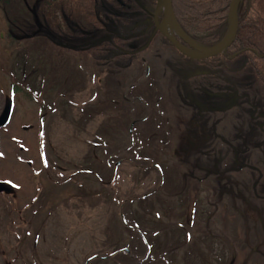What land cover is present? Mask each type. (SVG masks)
<instances>
[{
	"label": "rangeland",
	"instance_id": "rangeland-1",
	"mask_svg": "<svg viewBox=\"0 0 264 264\" xmlns=\"http://www.w3.org/2000/svg\"><path fill=\"white\" fill-rule=\"evenodd\" d=\"M24 2L19 0L20 6H25ZM55 27L47 31L61 43L67 42L64 22L58 21ZM8 29L0 9V114L5 102L12 103L9 121L0 127V183L12 184L15 190L13 196L12 192L0 194V264H116L115 260L117 264H164L156 255L159 248L170 253L174 264H226L216 260L222 255L231 259L226 243L222 246L219 239H213L224 231L219 222L212 227L214 235L211 229L200 226L188 229L186 237L181 228L170 231L165 224L169 219L157 209L161 206L159 199L150 198L155 194L145 200L148 212L141 208L139 200L128 201L150 193L155 186L152 163L159 165L167 179L177 176L168 165L178 162L173 157L178 150L173 142L180 128L170 131L166 153L159 145L162 135L155 136L160 125L152 113L153 109L158 112L153 102L123 100V96L141 97L150 79L139 80L131 87L133 74L128 77V69L118 74V87L104 77L97 82L96 54L80 55L60 48L44 30L35 35L22 32L18 39ZM155 51L162 56L160 69L165 72L161 79L157 74L163 95L160 109L165 105L172 108L182 101L181 85L188 96L196 95L199 102L209 103L211 99L200 93L214 88L218 77L227 78L234 71L240 74L235 80L239 82L245 75L241 73L244 69L238 70L243 57L236 62L222 56L186 61L179 59L160 37L155 38L151 49L139 51L138 56L150 58ZM117 113L128 120L143 118L147 122L128 132L122 126L124 120L115 119ZM237 113L236 108L227 117ZM215 115L223 120L219 113ZM97 139L102 142L101 148L93 150ZM100 159H107V166L100 164ZM84 162L81 168L98 165L97 173L106 183L112 180L117 166L114 180L102 185L93 177L76 175L71 186L64 184L61 188V181L72 173L68 165L81 166ZM232 177L244 178L239 173ZM195 189L194 185L189 188L191 192ZM199 195L203 197L204 193ZM156 197L163 198L159 194ZM246 199L256 207V213L252 209L246 212L249 229L240 224L245 219L234 213L233 229L229 236L225 231V238L233 240L234 264H264V232L255 223L256 215L264 221V211L257 209L264 203L250 196ZM176 201L173 197L169 203ZM124 218L129 226L134 222L136 231L124 226ZM145 239L147 245L151 240L155 242L150 251L155 253L154 262L144 257L149 252L145 253ZM123 248L129 250L131 260L118 251ZM96 255V260H89ZM108 255H113L110 260L104 257Z\"/></svg>",
	"mask_w": 264,
	"mask_h": 264
},
{
	"label": "flooded vegetation",
	"instance_id": "flooded-vegetation-1",
	"mask_svg": "<svg viewBox=\"0 0 264 264\" xmlns=\"http://www.w3.org/2000/svg\"><path fill=\"white\" fill-rule=\"evenodd\" d=\"M135 2L140 11L145 14V16L139 14L137 19H143L145 32L150 30L149 34L143 39H141L142 31L139 30L136 35L141 36V38L136 37L134 32L129 40L123 42L121 34L118 35L117 24L112 23L108 27L105 17L98 21L100 30L98 26L94 25L93 27L96 29L94 32H81L84 41H79L76 44L72 42V39H67L65 43L54 39L53 35L43 25L36 27V31L40 33L44 30L45 35L52 40L54 39L53 44L60 48L74 51L80 55L100 54L99 57L95 55L97 59L94 63V72L99 75L97 82L102 80L100 77H104L109 81H114L118 87V74L124 71L127 72L128 69L131 72L128 77L133 74L131 87L137 84L139 80L150 79L149 88L141 94V97L137 98L133 95L132 98H127L123 96V100L125 102L131 99L140 103L153 102V108H156L158 112L156 113L153 109L152 113L156 115L158 125H160L155 136L162 135L163 138L159 145L161 150L166 151V153L169 150L170 131L180 128L177 139L173 142L175 148H178L173 157L177 158L178 162L176 160L171 161L168 165L177 176L173 180L167 179L162 170L159 169V165L152 163L151 169L155 173V186L150 192L151 195H155L150 198L161 199L156 197L157 194L163 197L162 205L157 209L160 208L164 217L169 219L167 223L165 222L169 228H181L187 233L188 229L201 226L207 231L211 229L213 233L212 227L219 222L224 226V231L222 234L217 233L215 237H212L215 240L219 239L222 246L224 242L226 243L225 248L230 251L231 259L227 260L226 256H222L223 258L217 256L216 260L219 262L225 261L226 264H234L233 240L225 238V231L228 232L229 236V230H232L234 226L232 224L234 213L237 214V218L245 219L244 222L240 221V224L248 228L249 220L246 218V212L252 209L256 213V207L249 204L246 199L247 196L260 199L264 203V37L261 36L246 49L232 52V46H230L224 54L217 55L222 56L229 62L239 61L243 57V65L238 67V70L244 69L241 73L245 75L239 82L235 80L240 77V74L234 71H230L227 78L218 77L214 88H208L200 93L201 96L211 99L209 103L199 102L196 100V95L188 96L185 94V87L181 85L182 101H179L172 108H167L165 105L164 109H160L163 95L158 82L165 76V72L160 69L162 56L155 51L150 58H141V56H138L139 48L145 46L153 32L156 31L148 47L144 50L151 49L155 38L160 37L164 43L174 50L179 59L196 60L178 52L157 31L153 17L157 0L150 9L142 5L139 0ZM104 10H106L105 6ZM162 17L163 13L161 11L157 17L158 23L161 22ZM248 35H251V33ZM175 38L181 45L188 47V44L180 37L175 35ZM141 40H143L141 45L137 46ZM97 44L98 47H95ZM135 55L137 60L134 59ZM198 72L207 74L204 71ZM172 86L178 88L175 84H172ZM112 102L118 103L116 100ZM236 108L238 113L232 117H227ZM216 113L223 117L222 121L218 119ZM115 119L124 120L122 126L128 132H133L137 125L147 122V119L143 118L128 120L119 117L118 113L115 115ZM168 121L172 123L167 125ZM126 123L130 124L129 127ZM101 145L102 142L97 139L93 143V150L100 149ZM103 151L106 150L103 148ZM138 160L146 161L145 159ZM99 162L107 166V159H100ZM76 165L75 163L68 165L72 173L61 181L59 185L61 188L64 187V184L71 186L76 175H81L84 178L93 177L104 185L101 174L97 173L96 170L98 165H87L84 168L81 167L85 165V162L81 166ZM137 165L140 166L141 164ZM147 171L149 172V170ZM238 173L244 178L236 179L232 177V174ZM170 185L171 190H168ZM191 185L196 187L192 192L189 190ZM200 192L204 193L203 197L199 195ZM173 197L177 198L178 201L169 203ZM236 205L239 207L235 209ZM257 209H259L258 211H264V207ZM156 218H160V215L157 214ZM255 223L264 232V221L257 215ZM158 227H160L159 224ZM115 263L117 264L118 261L115 260Z\"/></svg>",
	"mask_w": 264,
	"mask_h": 264
},
{
	"label": "trees",
	"instance_id": "trees-1",
	"mask_svg": "<svg viewBox=\"0 0 264 264\" xmlns=\"http://www.w3.org/2000/svg\"><path fill=\"white\" fill-rule=\"evenodd\" d=\"M15 1L17 4L14 0H0V9L5 13L10 32L18 39L23 31H30L35 35L36 27L43 25L46 30H54L57 29L56 23L63 21L66 27L63 36L76 44L84 41L81 32H94V25L100 30L98 21L104 17L108 27L112 23L117 24L118 35L121 34L123 42L129 40L134 32L136 37L142 36L141 39L150 32H145L143 19H137L139 14H145L134 0H23L25 6H20L19 0ZM139 1L148 9L155 3V0ZM230 2L231 0H172V5L182 31L193 41L212 47L227 32ZM139 30L142 31L141 36L136 35ZM261 36L264 37V0H242L238 7V29L232 52L246 49ZM168 250L173 253L172 249ZM157 252L158 261L164 264L175 263V259L163 248H159ZM185 264L191 263L185 261Z\"/></svg>",
	"mask_w": 264,
	"mask_h": 264
},
{
	"label": "water",
	"instance_id": "water-1",
	"mask_svg": "<svg viewBox=\"0 0 264 264\" xmlns=\"http://www.w3.org/2000/svg\"><path fill=\"white\" fill-rule=\"evenodd\" d=\"M240 1L241 0H231L228 9L227 32L220 42L213 45L212 47H201L196 45L182 32L173 13L172 0H157L156 10L153 14V17L156 23L157 31H159L160 34H162L180 53L194 60H202L223 54L224 51L235 41L238 28L237 11ZM161 11L163 12V17L161 22L158 23L157 17ZM173 32L182 40H184L188 44V47L181 45L172 34ZM155 33L156 31L153 32L150 40L155 35ZM150 40L148 41L147 45L149 44ZM147 45L141 48V50L146 48ZM10 113L11 102L8 101L5 104L4 110L0 114V127L7 123ZM1 192L11 193L12 190L0 183V193Z\"/></svg>",
	"mask_w": 264,
	"mask_h": 264
}]
</instances>
